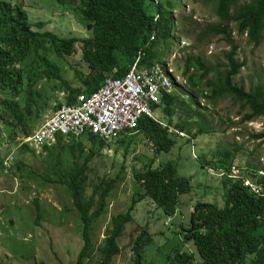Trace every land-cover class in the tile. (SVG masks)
Instances as JSON below:
<instances>
[{
	"label": "trees",
	"instance_id": "16d2710c",
	"mask_svg": "<svg viewBox=\"0 0 264 264\" xmlns=\"http://www.w3.org/2000/svg\"><path fill=\"white\" fill-rule=\"evenodd\" d=\"M53 1L64 9L76 10L91 35L83 39L62 38L51 31L43 30L44 25L41 22L32 24L20 0H0V124L4 126L5 134L10 130V140L18 136L26 138L32 134L33 122L39 116L38 105L46 103V96L36 88L42 76L61 78L57 72L58 67L46 59L50 50L66 63L71 62L77 50L80 52L77 68L71 67L78 77L79 85L72 88L62 78L58 84V89L68 93L65 102L74 104L77 95H88L95 91L105 78L122 76L140 50L144 52L142 65L161 63L159 55L152 49L153 44L156 41L167 44L172 36V20L166 12V8L170 11L173 7L170 0H165V5L162 0L158 4H155L154 0ZM201 1L214 5V12L219 21L206 25L200 34L221 36L232 48L223 53L225 62L216 65L205 64L200 56H186L182 70L186 85L174 84L175 92L164 97L159 106L160 113L167 120L166 126L163 127L149 117L140 119L135 131L153 143L155 154L170 153L175 145V137H172L168 129L175 111L182 110L183 107L189 110L185 119L173 125L179 131H186L188 124L185 120L192 117L193 111L197 113L199 98L212 104L219 99H231L239 105L240 112L245 111L241 122L264 117V83L258 82L249 90L233 83V77L243 63L234 59L236 46L230 41V26L234 24L239 35H246L248 43L254 48L262 44L264 0H249L239 5L236 4L238 0ZM156 14L158 18L154 21ZM153 32H156V36L153 41H149ZM50 67L56 73H49ZM113 69H116V72H113ZM183 94H187V99H181ZM156 108L157 106H153V111ZM192 108L194 110L190 112ZM199 121L203 128L195 131L193 137L208 133L204 117H200ZM130 132L132 131L128 133ZM128 133L108 141L84 135L85 143L91 144L89 155L85 157L84 162L75 163L66 175L61 172L64 167L50 169L55 171L50 173L56 177L53 181L66 185L73 206L79 213L82 245L74 264H111L112 259L120 253L118 239L131 219L130 211L136 199L131 200L132 204L125 213L110 219L104 239L94 248L90 236L92 226L103 214L106 199L115 187V180L120 178V172L114 178L108 177L109 181L106 178L92 179L87 163L94 155L95 149L110 146L115 140H119L117 145L127 150L131 141L126 143L120 138ZM81 137L83 136L69 137L71 144L68 145L67 152L72 153L70 150H74L73 144L76 142L75 148L80 154L83 153ZM252 138L264 142V131L253 134ZM62 139L60 136L55 139L60 148L64 144ZM10 144L15 145L12 141ZM21 144L24 149L29 148L27 143ZM41 146L45 151L50 149L46 144ZM49 151L56 154V160L57 152ZM220 155L221 159L213 162L210 168L220 170L227 176L221 180L223 205L218 207L209 202L194 204L188 226L183 231L184 240L195 246L196 253L172 248L165 256L166 264H264V175L249 165L248 168H236L233 165L235 155L229 151H223ZM56 161L52 163L56 164ZM13 162L15 161L12 155L8 164ZM174 166L171 162L155 169L148 166L136 177V181L142 183L139 199L147 197L158 203L164 217L171 215L177 196L188 194L192 189L189 179L178 176ZM232 168L237 171L235 175L232 174ZM33 172L45 181H52L46 175L42 176L34 170ZM247 179L255 186L256 191L245 185ZM88 189L90 194L86 195ZM161 217L158 216L157 220L162 219ZM178 233L180 232L176 231L174 235ZM151 242V235L145 229L140 236L133 239V264H145V249ZM94 254L96 261L91 262Z\"/></svg>",
	"mask_w": 264,
	"mask_h": 264
},
{
	"label": "rangeland",
	"instance_id": "374dc122",
	"mask_svg": "<svg viewBox=\"0 0 264 264\" xmlns=\"http://www.w3.org/2000/svg\"><path fill=\"white\" fill-rule=\"evenodd\" d=\"M20 1L28 20L32 24L41 22L44 25L43 30L51 31L62 38L83 39L91 35L76 10L64 9L53 0ZM170 1L172 10L168 11L166 8V12L172 20V36L167 44L156 41L152 49L160 59L172 64L173 80L184 86L181 72L186 56H200L205 64L216 65L225 62L223 53L231 50L232 45H228L221 36L200 34L206 25L219 21L212 3L201 0ZM244 2L249 0H238L236 4ZM162 4L165 5V0H162ZM230 27V41L236 46L234 59L243 63L233 77V83L249 90L258 82L264 83V41L254 48L248 43L246 35H239L234 24ZM79 53L77 50L68 63L59 59L51 50L46 57L47 61L58 67V74L72 88L79 85L78 77L71 68H77ZM51 68L49 73L53 71ZM61 78L42 76L38 81L36 88L46 96V103L44 101L45 105H38L39 116L33 122L31 132L48 118L53 107L65 102L68 93L58 89ZM182 98L187 99V94H183ZM198 103L199 114L193 111L194 108L190 110L193 114L185 120L188 124L186 131H172L177 136H172L175 137V145L170 153L155 154L153 143L138 131H132L127 137L120 138L126 143L131 141L127 150L117 145L119 140H115L110 146L95 149L94 155L88 161L92 179L106 178L109 181L108 177L114 178L120 172V178L115 180V187L106 199L103 214L92 226L90 236L94 248L104 239L110 219L125 213L132 204L131 200L136 199L130 211L131 219L118 239L120 253L112 259L111 264H133L132 241L144 229L152 238L151 244L145 249V264H166L165 256L172 248L196 253L195 246L184 240L183 229L188 226L189 216L196 202H209L222 207L221 180L227 176L220 170L210 168V165L221 159L220 154L223 151L235 155V167L240 166L243 169L249 165L264 175V142L252 138L253 134L264 131V117L241 122L245 111L240 112L239 105L229 98L219 99L215 104L199 98ZM187 111V107L175 111L169 130L176 129L173 125L185 119ZM160 112L161 108H156L151 117L166 126L167 120ZM200 117H204L208 133L193 137L195 131L203 128ZM9 135L10 130L5 134L4 126L0 124V264H74L82 245L79 213L73 206L66 185L54 182L56 177L50 173L55 171L50 169L64 167L61 172L66 175L75 163L84 162L91 144L85 143L83 136V153L77 151L75 142L74 150L71 149L70 154L66 150L71 144L69 137L62 139L64 144L61 148L57 142H51L48 145L49 150L57 152L56 161L53 151H45L41 145H31L24 149L20 142L21 136L10 140ZM10 141L15 145L10 144ZM235 149L236 152H233ZM11 153L15 162L8 164L5 159L11 157ZM53 159L57 166L53 164ZM167 162L175 165L178 176L189 179L192 189L188 194L178 195L171 215L164 217L158 203L147 197L139 199L142 183L137 182L136 177L148 166L160 168ZM33 170L42 176H48L52 181L43 180ZM232 171L237 172L235 168ZM89 194L90 189L86 192V195ZM158 216H162V219L157 220ZM176 231L180 233L174 235ZM92 261H96L95 254Z\"/></svg>",
	"mask_w": 264,
	"mask_h": 264
},
{
	"label": "built area",
	"instance_id": "2783aa9c",
	"mask_svg": "<svg viewBox=\"0 0 264 264\" xmlns=\"http://www.w3.org/2000/svg\"><path fill=\"white\" fill-rule=\"evenodd\" d=\"M143 55L139 51L122 76L105 78L95 91L77 96L74 104L56 106L23 143L50 145L57 136L81 135L110 140L135 131L142 117L151 116V106L173 88L171 69L158 63L142 67Z\"/></svg>",
	"mask_w": 264,
	"mask_h": 264
},
{
	"label": "clouds",
	"instance_id": "9594fccd",
	"mask_svg": "<svg viewBox=\"0 0 264 264\" xmlns=\"http://www.w3.org/2000/svg\"><path fill=\"white\" fill-rule=\"evenodd\" d=\"M159 1H161V0H154V3L155 4H158V2ZM172 10V9H171ZM158 18V15L156 14L155 16H154V21H156V19ZM155 36H156V32H153L152 34H151V36H150V38H149V41H153L154 40V38H155ZM140 51H142V50H140ZM135 60V59H134ZM134 62V61H133ZM132 62V63H133ZM132 63H131V65H132ZM142 63V60H141V62H140V65L142 66V67H149V66H151V65H149V66H146V65H142L141 64ZM156 63H158V64H160V65H162V66H164V67H168V68H170L171 69V73H170V75H171V82H172V85H173V88H172V90H170V92H168V93H165V94H163V96H162V98H161V100L159 101V103L158 104H154V105H152V106H157V108H161V107H159L160 105H161V103H162V100H163V98L164 97H166L167 95H169V94H172L173 93V91H174V84H176V85H178L176 82H175V80H173V78H172V68H171V66H172V64L170 63V62H166V61H164L163 59H161V63H159V62H156ZM155 64V63H154ZM153 65V64H152ZM183 70V69H182ZM181 76H182V72H181ZM182 78H183V80H184V86L186 85V80H185V77L184 76H182ZM180 86V85H179ZM61 104H67L66 102H64V103H59L58 105H56V106H60ZM55 106V107H56ZM152 106H151V108H152ZM55 107H53L52 108V110L55 108ZM51 110V111H52ZM152 111H153V109H152ZM151 116H152V114H151ZM149 117V118H152V117ZM153 119V118H152ZM154 120V119H153ZM159 123V122H158ZM161 124V123H160ZM162 125V124H161ZM163 126V125H162ZM164 127V126H163ZM171 130V131H170ZM168 129V131H169V133H172V135H174V136H177V135H175V133H173L172 131L173 130H177V129ZM177 131H179V130H177ZM34 132V131H33ZM32 132V133H33ZM179 132H182V131H179ZM200 135H202V134H200ZM70 137H72V136H70ZM97 137V136H96ZM63 138V137H62ZM98 138V137H97ZM23 139L24 138H22L21 139V143H23ZM98 139H100V138H98ZM10 156L12 157V153L10 154ZM11 157H9V158H7L6 157V159H5V161H9V160H11ZM223 174V173H222ZM236 174V173H235ZM245 185H248L250 188H252L254 191H256V188H255V186L253 185V184H251L248 180H246L245 181Z\"/></svg>",
	"mask_w": 264,
	"mask_h": 264
},
{
	"label": "crops",
	"instance_id": "0c3cea01",
	"mask_svg": "<svg viewBox=\"0 0 264 264\" xmlns=\"http://www.w3.org/2000/svg\"><path fill=\"white\" fill-rule=\"evenodd\" d=\"M81 95V94H80ZM77 96H79V95H77ZM77 98V97H76ZM81 136H84V135H81ZM78 137H80V136H78Z\"/></svg>",
	"mask_w": 264,
	"mask_h": 264
},
{
	"label": "bare ground",
	"instance_id": "6f19581e",
	"mask_svg": "<svg viewBox=\"0 0 264 264\" xmlns=\"http://www.w3.org/2000/svg\"><path fill=\"white\" fill-rule=\"evenodd\" d=\"M173 75V74H172ZM153 107V106H152ZM108 141V140H107Z\"/></svg>",
	"mask_w": 264,
	"mask_h": 264
}]
</instances>
